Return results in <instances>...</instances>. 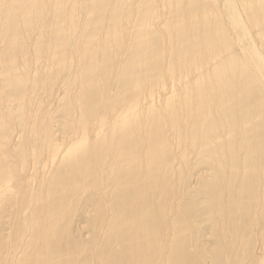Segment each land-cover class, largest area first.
<instances>
[{"label":"bare ground","instance_id":"1","mask_svg":"<svg viewBox=\"0 0 264 264\" xmlns=\"http://www.w3.org/2000/svg\"><path fill=\"white\" fill-rule=\"evenodd\" d=\"M0 264H264V0H0Z\"/></svg>","mask_w":264,"mask_h":264}]
</instances>
